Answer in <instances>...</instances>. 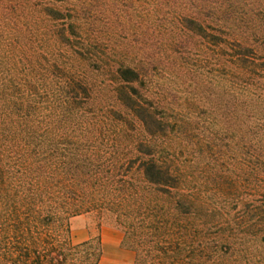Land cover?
<instances>
[{"label": "trees", "instance_id": "1", "mask_svg": "<svg viewBox=\"0 0 264 264\" xmlns=\"http://www.w3.org/2000/svg\"><path fill=\"white\" fill-rule=\"evenodd\" d=\"M107 222L264 264V0H0V264H99Z\"/></svg>", "mask_w": 264, "mask_h": 264}, {"label": "crops", "instance_id": "2", "mask_svg": "<svg viewBox=\"0 0 264 264\" xmlns=\"http://www.w3.org/2000/svg\"><path fill=\"white\" fill-rule=\"evenodd\" d=\"M74 230L72 236L78 239V243L87 241L90 233L85 228H79L77 221H73ZM101 244V258L99 264H133L134 251L121 245L122 232L118 229L102 227L99 232Z\"/></svg>", "mask_w": 264, "mask_h": 264}, {"label": "rangeland", "instance_id": "3", "mask_svg": "<svg viewBox=\"0 0 264 264\" xmlns=\"http://www.w3.org/2000/svg\"><path fill=\"white\" fill-rule=\"evenodd\" d=\"M73 221H77L79 228H85L86 230H88L90 235L94 236L97 234V224L98 223H97V219L93 215H80V216H77V217L71 219V221H70L71 234L73 233V230H74ZM102 227L117 229L112 222H107V223L101 225L99 227V230ZM99 230H98V232H99ZM72 241H73V243H78V239H74L73 236H72Z\"/></svg>", "mask_w": 264, "mask_h": 264}]
</instances>
